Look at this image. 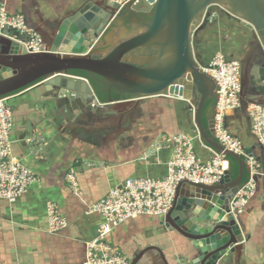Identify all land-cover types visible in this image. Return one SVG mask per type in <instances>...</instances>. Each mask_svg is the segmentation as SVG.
Instances as JSON below:
<instances>
[{"label": "crops", "instance_id": "0c3cea01", "mask_svg": "<svg viewBox=\"0 0 264 264\" xmlns=\"http://www.w3.org/2000/svg\"><path fill=\"white\" fill-rule=\"evenodd\" d=\"M3 1L10 14L23 15L28 25L43 36L52 34L58 22L72 16L88 0ZM263 2L255 0L252 8L250 0H221L210 9L195 36V51L203 65H210L218 53L229 60H242L255 42V31L244 23L264 21ZM117 22L105 32L95 56L103 55L117 42L110 41ZM263 70L264 65L253 63L248 88L261 96L255 100L245 94L246 100L264 102ZM187 89L190 93V87ZM8 98L13 110L14 154L39 181L16 202L0 201V264H84L85 244L98 235L104 222L102 216L88 214L92 205L130 178L165 177L173 139L178 135L191 138L203 162L212 157L210 147L197 132L193 111L183 99L145 98L137 110L121 118L106 111L103 104L107 101L97 96L67 93L44 83ZM197 98L196 94L191 100ZM114 99L125 97L118 94ZM213 103L203 117L206 125L213 114ZM226 127L242 141L246 151L253 150L260 164L257 193L240 216L248 238L245 250L241 258L234 256L227 263L264 264V147L252 134L244 104L228 112ZM70 175L77 181L78 194L67 180ZM49 204L67 221L58 232L50 231ZM162 221L163 217L146 216L128 220L112 231L109 240L129 258V264L149 247L161 249L173 264L174 257L186 255V240L162 226ZM137 264L164 263L153 250Z\"/></svg>", "mask_w": 264, "mask_h": 264}, {"label": "water", "instance_id": "95a60500", "mask_svg": "<svg viewBox=\"0 0 264 264\" xmlns=\"http://www.w3.org/2000/svg\"><path fill=\"white\" fill-rule=\"evenodd\" d=\"M220 1L140 0L120 7L108 1L88 0L72 16L58 22L52 34H43V54L30 53L22 43L23 37L15 40L0 36V98L39 83L67 93L98 97L92 79L108 94L104 109L121 118L137 110L145 98L183 99L193 108L200 137L216 152L238 162L237 178L229 170L213 186L189 182L178 185L174 206L161 223L186 240V255L174 257L173 264H228L234 256L241 258L248 240L244 222L232 211L233 199L245 181V173H249L247 160L216 140L215 105L208 125L204 123L208 105L217 100L216 84L207 71L212 66L203 65L195 51L196 31ZM254 1L250 0L252 8ZM129 16L132 25L126 28L125 39L117 41L103 55L95 56V48L105 32ZM144 16H148V22L143 21ZM244 24L255 31V42L240 61L241 94L245 99L253 63L264 65V21ZM72 71L85 72L89 78L64 77ZM113 92L125 99L116 101ZM196 94L198 98L192 101ZM246 154L253 157V150L248 149ZM153 250L161 255L164 264H171L158 247L137 254L131 264H137Z\"/></svg>", "mask_w": 264, "mask_h": 264}, {"label": "built area", "instance_id": "2783aa9c", "mask_svg": "<svg viewBox=\"0 0 264 264\" xmlns=\"http://www.w3.org/2000/svg\"><path fill=\"white\" fill-rule=\"evenodd\" d=\"M108 1L124 7L140 0H93ZM151 1V0H146ZM157 1V0H153ZM0 36L19 40L32 54L46 53L42 36L33 30L25 17L8 12L6 3L0 0ZM207 70L216 84V104L214 134L216 140L226 149L247 160L248 179L241 186L232 202V211L242 216L250 201L257 193L256 177L260 174V164L246 154L242 141L233 136L226 127V116L245 104L242 97V68L238 60H229L222 53L213 58ZM69 79L82 77L68 74ZM9 98H0V201L16 202L24 196L30 186L39 181L36 174L14 154L11 140L13 110ZM246 100V99H245ZM246 111L251 122L252 134L264 147V103L246 100ZM212 157L203 162L195 152L190 137L178 135L173 139V152L168 163V174L161 179L137 177L128 179L122 186L113 188L101 201L88 209V214L104 218L98 235L85 244L84 264H129V258L109 240L114 229L128 220L146 217H164L173 208L176 189L182 182L195 185L213 186L219 183L229 171L227 157L211 147ZM73 191L78 194V184L73 175L67 178ZM51 232H58L67 226V221L53 205L47 207Z\"/></svg>", "mask_w": 264, "mask_h": 264}, {"label": "trees", "instance_id": "16d2710c", "mask_svg": "<svg viewBox=\"0 0 264 264\" xmlns=\"http://www.w3.org/2000/svg\"><path fill=\"white\" fill-rule=\"evenodd\" d=\"M71 74L79 76V77L89 78V75L85 72H82V71H72ZM263 74H264V70H263ZM90 80H91L93 87L95 88V90L98 93V98L101 99L102 101H107L108 94L106 92H103L104 87L99 85L98 83L94 82L92 79H90ZM261 90H264V88L263 89L261 88ZM115 95H118V93L113 92V97H115ZM119 96H121V95L119 94ZM244 101L246 102L245 99H244ZM204 122H205V124H207L206 118L204 119ZM227 161L229 163V170H231V172L233 173V177L237 178L238 174H239L238 162L232 157H227ZM247 179H248V172L245 173V181L244 182H246Z\"/></svg>", "mask_w": 264, "mask_h": 264}, {"label": "rangeland", "instance_id": "374dc122", "mask_svg": "<svg viewBox=\"0 0 264 264\" xmlns=\"http://www.w3.org/2000/svg\"><path fill=\"white\" fill-rule=\"evenodd\" d=\"M129 22V21H127ZM127 22L122 20L121 22H117L119 24L115 25L116 28L113 29V33H112V38H111V42H115V41H122L125 39V36L127 33H126V28L129 27V25H127ZM131 31H134V29L131 28ZM137 62H140V59L137 61ZM252 80V79H251ZM245 94H251V96L255 99V100H258L257 98L259 96H261L259 94V92H254L252 91V88H248L245 92ZM192 111H193V108H192Z\"/></svg>", "mask_w": 264, "mask_h": 264}, {"label": "flooded vegetation", "instance_id": "af4514ba", "mask_svg": "<svg viewBox=\"0 0 264 264\" xmlns=\"http://www.w3.org/2000/svg\"><path fill=\"white\" fill-rule=\"evenodd\" d=\"M129 19H130V18H129ZM148 20H149V19H148V16H144V17H143V21H144V22H148ZM128 21H129V22H127V25L130 26V25H131V20H128ZM215 104H216V103H213V105H215Z\"/></svg>", "mask_w": 264, "mask_h": 264}]
</instances>
